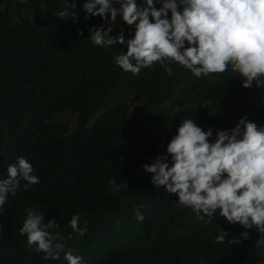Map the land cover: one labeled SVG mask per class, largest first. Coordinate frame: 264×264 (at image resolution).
<instances>
[{"label":"trees","instance_id":"obj_1","mask_svg":"<svg viewBox=\"0 0 264 264\" xmlns=\"http://www.w3.org/2000/svg\"><path fill=\"white\" fill-rule=\"evenodd\" d=\"M71 2L0 0V179L18 156L39 177L27 188L21 180L0 206V264H68L63 252L42 259L19 235L26 209L44 222L54 218L58 227L49 231L82 264H262L257 241L264 233L253 226L245 240L242 226L218 215L205 224L175 194L157 189L142 165L164 152L183 119L212 127L213 138L245 114L264 124V79L260 88L255 81L244 88L230 67L197 78L168 61L171 75L159 62L125 72L113 63L119 44L91 43L89 28L102 24L100 17L85 19L83 0H76L73 22ZM110 178L119 191H111ZM75 213L87 228L67 239ZM220 228L228 233L224 243L215 239ZM233 237L240 243H228Z\"/></svg>","mask_w":264,"mask_h":264},{"label":"clouds","instance_id":"obj_2","mask_svg":"<svg viewBox=\"0 0 264 264\" xmlns=\"http://www.w3.org/2000/svg\"><path fill=\"white\" fill-rule=\"evenodd\" d=\"M76 7L72 0L67 17L73 22L79 19L72 11ZM80 8L85 19L99 16L102 21L89 28L92 44L122 47L113 55V63L125 72L135 75L159 62L171 75L168 61L177 62L197 78L230 67L243 78L244 88H251L253 81L260 88L264 79V0H83ZM59 15L64 17L66 12ZM114 27L118 31L111 35ZM142 169L152 174L150 180L157 189L163 186L166 193L175 194L177 203L190 208L205 224L218 215L242 226L245 231L240 237L245 240L249 238L246 230L253 226L264 233V124L258 125L247 114L233 127L217 129L214 138L212 127L202 129L192 117L181 120L164 152H157ZM21 180L24 188L39 183L32 164L18 156L8 164L6 178L0 179V206L8 196L16 195ZM108 183L111 191L121 188L114 179ZM141 206H136L137 221L144 219ZM26 213L19 235H26L35 253L43 252L44 260H58L63 252L68 264H82L83 257L64 251V243L56 239L59 233L49 231L58 227L54 218L44 222L45 216L34 209ZM80 222L78 213L71 216L72 232L67 239L72 233L85 234L87 222L82 227ZM227 235L220 228L216 242L224 243ZM257 242L264 244V239ZM228 243H240V238H230Z\"/></svg>","mask_w":264,"mask_h":264}]
</instances>
